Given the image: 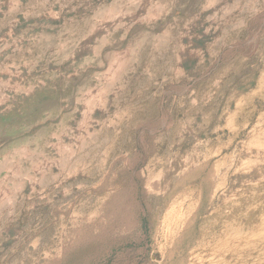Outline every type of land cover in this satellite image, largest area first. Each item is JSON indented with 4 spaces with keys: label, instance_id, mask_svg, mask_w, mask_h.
Returning <instances> with one entry per match:
<instances>
[{
    "label": "rangeland",
    "instance_id": "obj_1",
    "mask_svg": "<svg viewBox=\"0 0 264 264\" xmlns=\"http://www.w3.org/2000/svg\"><path fill=\"white\" fill-rule=\"evenodd\" d=\"M0 264H264V0H0Z\"/></svg>",
    "mask_w": 264,
    "mask_h": 264
}]
</instances>
